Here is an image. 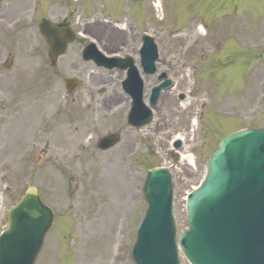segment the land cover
<instances>
[{"label": "rangeland", "instance_id": "obj_1", "mask_svg": "<svg viewBox=\"0 0 264 264\" xmlns=\"http://www.w3.org/2000/svg\"><path fill=\"white\" fill-rule=\"evenodd\" d=\"M8 2L0 23V234L34 187L55 215L36 264H134L148 171L172 172L181 235L185 198L203 181L221 137L264 127V0ZM43 19L67 21L81 34L54 67ZM144 33L158 46V72L167 69L177 85L162 94L154 122L135 130L127 125L124 73L98 69L81 54L95 39L106 55H123ZM73 79L80 84L68 93L65 82ZM155 85L147 82L146 94ZM113 133H121L120 143L100 151L99 139ZM175 136L184 139L179 153ZM181 264H189L182 255Z\"/></svg>", "mask_w": 264, "mask_h": 264}, {"label": "water", "instance_id": "obj_2", "mask_svg": "<svg viewBox=\"0 0 264 264\" xmlns=\"http://www.w3.org/2000/svg\"><path fill=\"white\" fill-rule=\"evenodd\" d=\"M41 33L51 42L54 57L63 54L67 43L74 40L68 28H56L48 21L42 23ZM149 42L151 50L144 63L155 72L158 51ZM84 58L108 69L124 65L105 59L94 46ZM126 84L130 86L131 79ZM75 85V81L67 82L69 89ZM169 85L166 82L154 89L152 106ZM152 118V112L141 102L140 91L129 124L143 127ZM119 141L120 136L112 134L101 139L98 148L105 151ZM172 188L166 169L149 172L144 186L148 210L132 253L136 264H179ZM187 212L189 229L182 235L180 246L191 264H264V129L239 131L220 143L208 161L203 185L188 197ZM53 221L54 214L38 190L29 188L12 208L9 228L0 237V264H35Z\"/></svg>", "mask_w": 264, "mask_h": 264}, {"label": "flooded vegetation", "instance_id": "obj_3", "mask_svg": "<svg viewBox=\"0 0 264 264\" xmlns=\"http://www.w3.org/2000/svg\"><path fill=\"white\" fill-rule=\"evenodd\" d=\"M2 5H5L3 7L2 10H0V23L1 22H5V18H6V10H8V7H9V2L8 0H2ZM0 5V6H2ZM67 22V21H66ZM68 23V22H67ZM104 35L106 34V32H102ZM103 34H102V37H103ZM110 36V39H111V35H108ZM128 44V43H127ZM126 43L124 45H127ZM140 44V40L137 39L135 36H133V39L131 40L130 42V49H132L134 51V53L137 52V49H138V45ZM35 59V57L33 58ZM137 67L139 68L140 70V77L142 78V80L144 81V84H146L147 82H152V83H155L156 81H159L160 79V76L159 75H153V76H149V75H146L145 73H143V71L140 69L139 67V64H137ZM124 72L125 76L127 75V72L126 71H122ZM168 132H171V130H167ZM0 199H2L0 197Z\"/></svg>", "mask_w": 264, "mask_h": 264}, {"label": "bare ground", "instance_id": "obj_4", "mask_svg": "<svg viewBox=\"0 0 264 264\" xmlns=\"http://www.w3.org/2000/svg\"><path fill=\"white\" fill-rule=\"evenodd\" d=\"M195 124H196V123H195ZM176 139H180V140H182L181 137H179V138H175V140H176ZM184 158H186V159L188 160V162H191V163L194 162V158H193L192 156H188V157H184ZM107 231H108V232L106 233L107 235H112V234H113L112 232H110L111 229H108ZM114 232H115V231H114Z\"/></svg>", "mask_w": 264, "mask_h": 264}]
</instances>
